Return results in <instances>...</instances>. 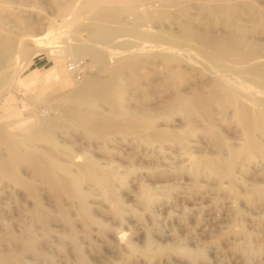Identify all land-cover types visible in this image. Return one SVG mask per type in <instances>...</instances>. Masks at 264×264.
<instances>
[{
    "label": "rangeland",
    "instance_id": "374dc122",
    "mask_svg": "<svg viewBox=\"0 0 264 264\" xmlns=\"http://www.w3.org/2000/svg\"><path fill=\"white\" fill-rule=\"evenodd\" d=\"M79 1L0 0V80L10 82L0 89V126L20 143L50 126L53 147L40 141L35 150L53 152L68 177L89 160L116 179L101 188L82 183L81 204L66 196L58 203L40 185L35 201L0 177V253L6 258L0 264H14L12 255L20 258L15 264H264V132L245 133L229 106L201 105L192 115L168 107L181 97H203L221 78L213 64L194 51L173 47L171 53L172 46L169 51L150 39L128 53L100 47L99 62L89 53L72 62L60 53L74 38L89 44L82 37L99 32L96 17L129 29L143 13L152 15L143 28L149 34L178 35L187 26L208 39L236 40L264 53V0H121L90 12ZM61 9L70 11L66 21L77 16L64 30ZM39 42L54 46L61 57H26L23 52ZM9 45L13 50L3 58ZM13 62L16 69L7 70ZM56 64L61 67L51 70ZM70 64H78L74 73L68 72ZM107 84L112 94L106 97L101 92ZM222 88L233 89L229 83ZM241 89L263 97L254 88ZM79 90L94 93L91 106L72 103ZM199 113L210 114L209 120ZM148 114L154 115L150 129L134 128L133 117ZM73 115L81 122L72 121ZM249 139L260 151L254 156L245 151ZM5 154L1 147L0 157ZM234 155L229 176L196 170L200 161H230ZM18 170L21 179H30L26 166ZM142 190L150 195L146 200ZM35 202L46 213L45 225L33 215Z\"/></svg>",
    "mask_w": 264,
    "mask_h": 264
},
{
    "label": "bare ground",
    "instance_id": "6f19581e",
    "mask_svg": "<svg viewBox=\"0 0 264 264\" xmlns=\"http://www.w3.org/2000/svg\"><path fill=\"white\" fill-rule=\"evenodd\" d=\"M114 1H121V0H81L79 1L78 6L81 10L85 12H90L96 5L98 4L100 5V3L102 4V2L111 3ZM174 3H177V2H174ZM73 10H74V6H73ZM69 12L70 11L69 10L67 11V9H63V10L61 9L60 11V17H62V19H61V23L59 24H61L60 28L62 30L68 28L72 20L77 17L74 12V16L71 13L73 18L70 17L71 18L70 21L64 20V17L66 15H69L68 14ZM89 14L91 15V13ZM150 16H152L150 15V13L149 15L148 14L144 15L143 13V15L138 16L136 19V23L133 25V28L129 27V29L116 26L114 23H111L103 19V17L101 16L96 17V25L98 27L97 31L99 32L96 34L93 33V36L91 37L89 36L87 38H84L85 37L84 35H83L84 37H82L83 41L85 40L86 42H89V44L79 41L78 38L77 40L74 38L76 43L70 44V43H67L66 41L65 44L67 46L64 50L60 49V53L62 52L68 53L70 56L71 62L74 61L77 56H82L84 54L89 53L92 55L95 61L98 60L99 62V60L102 58V55H101L102 53L101 54L98 53L99 52L98 49L100 47H106L108 50H110L111 53L113 52V54L114 52H127L128 53L132 48L134 49L136 47L137 49V47L140 46V44H142L144 40L146 41V39H150L152 41L163 43L166 45L164 47L172 46L170 49L172 50V48L174 47L173 49H176L174 52L179 51V50H181L182 52L185 50L192 51V52L194 51L198 53L199 55H201L205 60L209 61V63H212L213 64L212 68L214 67V70L215 69L218 70V73L220 74L221 78L215 80L213 83L209 85L210 90L206 94L203 93L205 94L203 97H202V94L201 95L193 94V95H190L188 98H183V99H181L182 98L181 97L179 99L172 101L168 105V107L174 111L175 110H181V111L185 110L188 115H192V114L198 113L199 106L201 105L204 107H208L210 105H216L221 109H223L226 106H229L234 109L235 116L238 122L243 126L245 133L248 134L252 128L259 129L261 130V132H264V53H260L255 46H252L249 44L248 45L240 44L236 40L223 39L221 37H217V38L214 37V38L208 39L207 37L196 33L194 30L190 29L187 26H184L182 32L179 33L178 35H171V33L170 34H149L146 30H143V28L145 27V23H147L149 20L151 21ZM53 24L54 23H52V25ZM55 28H58V27H55ZM60 28L59 30H61ZM61 33L65 34L63 32ZM54 34L56 35L55 32ZM3 41L1 43H3ZM33 46L34 48L31 51L23 52L26 57L35 52H44L46 53L47 56L51 57L52 59L61 57V55L59 56L55 55L56 50L54 46H50V45L44 46L43 42H39L37 45H33ZM10 48L11 46L9 45L7 47V50L5 49V52L3 53L4 55L3 58L7 57L8 59V57L10 56V52H11ZM2 49L4 48L2 47ZM168 49L169 48L167 47V50ZM170 49L169 51H171ZM0 52H3V51H0ZM15 52L14 54H16ZM171 53H173V50L171 51ZM167 55L168 54H166L165 56L166 58H168V60L170 59L169 61H171L172 59L175 60L174 58L175 56H173V54L172 55L169 54L168 56ZM13 59L16 60L14 56H13ZM165 60L167 61V59ZM14 63L15 62L9 64V66H6L7 67L6 69L7 70L10 69V71L12 69H16V66H14ZM16 65L17 67H19L18 64ZM77 65L78 64L68 65L69 67L68 72L74 73L73 71H70V70L72 68L73 69L78 68ZM235 65H241V67L242 66L244 67H242L243 69L241 67L240 69H233L232 67H235ZM59 67H61V64H56L52 67L51 70H54V69L58 70ZM4 78H6V76H4ZM54 78H57L56 74ZM237 79H240L241 82L239 81L240 84L235 86ZM62 82L63 80L61 79L60 83ZM226 83H229L233 87V89H231L232 92L229 93L226 88L225 89L222 88L223 86L225 87ZM9 84L10 82H7V79L0 80V89L3 86L5 88V85H9ZM106 86L107 87L104 88L103 92L101 93H103V95L107 97L108 94H112V92H111L109 84H107ZM240 87L245 90L248 88H254L257 90L256 92H258L260 95H263V97H258L255 95L248 96L249 94L244 95L240 92ZM93 94L94 93H91L89 90L87 91L79 90L74 94L72 103L76 107H80L84 105L91 106V104H93V99H94ZM117 94L119 96V93ZM243 102H246L247 104H244ZM153 116L151 114L150 115L148 114L141 118L133 117L132 123H133L134 128H137V129L143 128L144 130L150 129L152 125V121L154 120ZM199 116H202L206 120H209L210 114L199 113ZM78 118L77 116H74L73 120L72 119L71 120L74 121L75 123L76 122L79 123L80 120H78ZM31 133L32 134H30L28 138L25 139L24 142L20 143L19 138L13 135H10V134H6L4 128L0 126V148L3 147V149L6 152L4 157H0V177L8 179L12 184L23 189L24 192L29 197L34 199L35 201H36V188L40 185V186L47 188L50 191L52 197L58 203L60 202L63 196H66V197L76 198L81 204H83L86 198V193L81 188L82 183L90 182L101 188L103 186L109 185L114 179H116L112 174H104L106 175L104 176L103 173L99 169L96 168L95 163L89 160L86 161L83 167H80V168L78 167L79 171L75 176L68 177L67 168L63 167L62 165L60 166V164L58 165L56 162H54L55 160L53 161L55 157L53 152L47 151L44 148L42 150H35L36 148H38L37 143L40 141L48 142L52 146V142L54 140V134L52 132L51 127L46 126V125L41 126L39 129ZM255 141L256 140L249 139V141L246 144L245 151L249 156H254L255 154H258L260 152ZM235 160H237V155H234V158L230 161H221V162L220 161H215V162L200 161L196 165V170L200 171L203 169V170L209 171L210 173H214L217 176H221V175L229 176L230 168L232 164L235 163ZM21 165L26 166V168L28 169V172H30L31 174L30 179L24 180V179H21L20 176H18L19 175L18 168ZM66 175H67V179H65ZM142 191H143L141 192L142 198L146 200L150 195L147 194L144 190ZM107 192L112 196L114 195L112 193L113 191H107ZM262 193L264 194V192ZM114 205L117 206V201H115ZM58 213L61 218H63L67 223H69L65 215V212L62 208H59ZM81 213L84 217H87V211L85 208H81ZM33 215L37 220L40 221L42 225H45L44 223L47 218L46 213L40 208L37 202H35V205H34ZM30 245L32 246V243ZM21 248L25 249L23 247ZM26 248L29 251L30 248L29 247H26ZM1 254L2 253H0V259L3 258ZM9 257L10 259L14 260V264L20 263L19 261L20 258H17L13 255ZM2 260L5 261L6 258ZM21 264L23 263L21 262Z\"/></svg>",
    "mask_w": 264,
    "mask_h": 264
},
{
    "label": "built area",
    "instance_id": "2783aa9c",
    "mask_svg": "<svg viewBox=\"0 0 264 264\" xmlns=\"http://www.w3.org/2000/svg\"><path fill=\"white\" fill-rule=\"evenodd\" d=\"M68 71H69V67H68ZM70 71H73V72H75V71H76V69H73V68H72Z\"/></svg>",
    "mask_w": 264,
    "mask_h": 264
}]
</instances>
